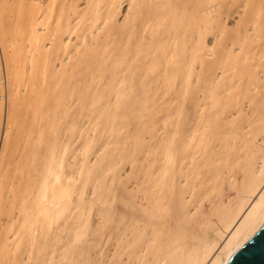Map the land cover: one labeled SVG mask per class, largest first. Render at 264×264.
Returning <instances> with one entry per match:
<instances>
[{
    "label": "bare ground",
    "instance_id": "obj_1",
    "mask_svg": "<svg viewBox=\"0 0 264 264\" xmlns=\"http://www.w3.org/2000/svg\"><path fill=\"white\" fill-rule=\"evenodd\" d=\"M84 1H86V7L80 9L78 3H81V0H10V3L0 0V41L6 45L7 42H9L8 38H10V45L8 46H11V48L15 47V50L12 49V52L22 53L24 58V73L23 75L21 74L22 78L20 84L27 90H30L29 92L27 91L28 93L26 92L27 94L23 97V102L19 103L31 109L34 114L32 117V125L30 124L28 129H26V131L28 130L30 133L29 143L27 145V147L29 146V150L27 149L28 151L23 154V156L20 155L22 156L20 158L26 161V173H22L20 178V181L23 179L24 184H22V188H19L16 193L18 199L12 198L11 202H16V205L14 209H12L13 211L10 212L7 222L0 219L1 222L10 225L8 234H5V238L0 240V264H229L235 252L248 244L264 226V115L260 118V121L258 120L259 122L257 121L260 125V122H262L263 126L256 133L242 134L240 132L241 134H238L240 138L238 136L239 139H236L237 141L233 140L232 143L226 139L227 137H221V140H227L224 142L225 146L221 147L222 152L218 154L224 155V157L219 160L220 162L222 161L221 164L215 160L218 156H214V154H216V142H221V140L218 139L220 132L215 131V128L218 130L216 127L218 124L217 116L225 113L223 111L227 103L221 102L222 97H224L225 100L227 98L232 100L231 96L235 94V90L237 94H235L234 97H239L242 100L248 97L250 101L252 100L249 103L251 106L253 102L255 103L256 97L263 94L260 96H263V101L261 98L263 104L261 103V105H264V92H261L264 90V63H261L264 59V54L258 55L255 53V56H250L248 52L251 51V49L248 50L247 47H245L247 45L244 43L250 35L255 39V42L257 38L259 39V36L260 38L264 36L261 32V30L264 32V28H261V30L258 29L264 27V0ZM124 2H129L128 5L126 3L128 9L123 13V17L125 15L123 24L121 22V25L119 22V25L117 16L120 15L118 13L122 5L125 4ZM237 14L240 16L243 15L244 17L240 18ZM235 15L240 19H238V23L236 20V24L233 23L235 25H231L233 27L231 28L229 26L231 23L228 25L227 22L228 19ZM173 19H175V24L171 25ZM226 24L228 27L235 30H231L234 34L231 33L229 37H227L229 32L226 30ZM151 26L150 34L145 35V31ZM209 32H214L215 36L218 38H222L223 35L227 34L225 37L228 39H226L225 43L223 42V50L221 48L220 51H217L219 53L221 52L218 59L215 57L216 55H214V58L218 60L216 62L214 59L213 63H216L214 65L215 68H207L208 71L206 72L207 74L205 75L206 78L204 81L205 103L202 101L197 102L198 104L200 102L204 104V107H199V110L202 108L205 109L206 107L209 108V113H205L207 116L202 117L203 121H199L200 119L198 120V118H196L198 120L195 122L196 127L194 126V132H191L192 135H194L202 131L199 137L195 134V136L198 137L196 140L197 142H195V155L199 157L192 158L194 168H190L191 171L193 169L196 177L199 176L201 178L200 181L197 184H195L194 180L192 181L193 183L190 181L192 186L189 189L181 188L182 183L181 187L178 185L180 184L179 182H181L180 179L185 176V174L182 173V177L179 179L180 167L184 165L183 161L187 163L185 161L188 160V158L186 159L183 155L181 157L179 154L180 142L182 141V130L176 125V119H173L175 123H171L170 121L172 117L171 107H169L171 114L168 115L167 120H169L171 124H168V126L172 127L174 123V129H166L168 127L166 126L167 124H165V127L163 126L165 131L163 134L164 138L162 139L163 145L155 147V141L152 139L156 151L151 152V150H147L144 153L145 155L141 159V165L137 174L132 178L130 177L131 174H129L130 178L126 183V187L124 186L126 180L124 179L125 182L123 180L121 182L119 178L122 176L121 174H119L120 176L118 178L115 176H108V178L106 176L107 179L103 180L106 171L116 166L117 163L115 160L118 158L116 154H121V152L117 151L118 153H114L111 150L112 156L110 157H113V159L116 157V159L108 163L110 164L109 167L106 165L107 169L105 167L103 168V170L106 169L105 173L98 169L100 167L94 168L97 169V171L99 170L100 175H96L95 171L93 173L94 169L90 170L91 167L87 168L92 163H88V161L87 163L89 165L86 167V170L84 169L85 157L94 155L92 154L94 152H90V149H87V152L91 154L88 153L87 156H81L83 154L82 152L86 149V145L89 143L88 146L90 147L87 148H91L92 143H94L92 139H90L91 141L88 143L85 141L87 144L84 142V140H89L91 137L89 136L90 134L88 135L89 138L84 139V143L80 144L85 149L83 148V151H80V148L77 149L82 153L80 154L82 160L79 159V167L76 165L74 166L76 167V171H78V175L76 176L73 165L77 163L76 161L78 159L77 157L74 158V155L80 152L76 150L75 154V151H72L74 150L72 148L74 140L79 136L76 131V127L78 128L79 124L75 126L72 120L77 115H74V117L72 112H70L72 107L73 110H75L74 103L78 100L81 105L78 110L80 109L84 112L88 110L86 107L91 108L92 106L94 108L95 105V109H97L96 106L99 105L98 103H102L100 104V106H103L102 109L97 110L103 111V113L105 109L106 111L107 109L110 110H108V113H104L106 117L104 118V116H102L103 120L106 118L110 119V117L113 119L117 117L119 119V116L123 120H127L129 118L127 116L131 115H134L133 118H136L135 114L144 111L145 109L143 110V108L145 106L151 105L150 102V104L144 107L141 106L142 109L136 106L137 104L139 105L138 102L140 98L141 100L145 99V101L149 103V97L147 100L146 96H144L145 98L143 97V95H147L144 93L145 90L141 89L144 93L142 98L136 88L138 84L135 85V81H137L136 75L142 74V76L140 75L142 79H140L143 80L144 78L145 82L152 86L157 83L158 80L162 79L163 76L165 77V75H167L166 81L168 86L173 88V85L178 81L185 87L184 84L188 83L189 77H192L190 73L193 64L196 65L195 62L198 63L200 60L199 64L202 67L200 57L204 50L203 41L208 40L205 38ZM146 33L148 32L146 31ZM260 33L262 35H260ZM139 36L141 37L140 40L145 39V42L140 41ZM221 38L219 40H221ZM263 39L264 37H262V40L258 41H264ZM182 40L186 44H183ZM215 40L220 43L218 39L215 38ZM206 41L204 42L207 43ZM222 41L223 38L221 42ZM247 42L250 44L251 41ZM218 43L216 44L219 45ZM179 44L182 46L184 45L183 47H185V49L183 52V48H181ZM249 44V47L253 45ZM159 45L160 47L162 45L161 49H157ZM8 46L6 45L5 47ZM219 46H221V43ZM230 46L238 47L239 53L233 51L234 47L231 50ZM217 48L220 49V47ZM206 50L205 47V51ZM263 50L262 53L264 52ZM186 51H189V53ZM184 52L187 53L184 59L188 58L189 66L187 63V65H183V68L188 66L190 70L187 67L186 70H189V73L186 71L188 75L185 76L187 73L185 75L183 74L184 78H181L176 69L180 64H178V66H176V64L183 61L181 58H183L184 55L181 53L185 54ZM142 53L146 55L142 56ZM205 54L206 53L203 55ZM208 59L211 60V57H208ZM251 60L257 61V64L255 63V65H253L254 62H251ZM184 61L186 62V60ZM209 63L211 64L210 61ZM211 65L210 67H212ZM256 66L263 68V71L258 69L262 72H256ZM252 67L255 71L252 70ZM181 69L182 67L178 70ZM21 70L22 69H20V71ZM160 70L163 71L161 75L157 74ZM182 70L185 71V69ZM216 70H221L225 77L227 76L226 73L230 71L235 72L237 70L238 72L234 74L232 72L233 75L228 73L230 76H227V84H224V81L222 82L223 84H221V82L219 84L218 80L215 78L219 84L218 86L215 82L212 84L215 75H218L215 74L213 77L214 71ZM141 71H144V75ZM215 73H218V71ZM222 73H219L220 76ZM199 78H197V80ZM219 80H222L221 77H219ZM159 82L157 84H159ZM240 83L244 85L247 84V87L246 85L245 87L242 85L246 89H242ZM144 84L149 86L146 83ZM159 85V89H161L162 84ZM152 86H150L151 88L149 91L153 88ZM144 88L145 87H143V89ZM146 88L148 89V87ZM194 88H197L196 85ZM256 89L259 92L257 94V91H254ZM231 90H234L232 91L234 93H231V96H229ZM248 91L250 92L248 93ZM178 92L177 87V95ZM185 92L186 91H184V93ZM198 93L202 94V91ZM164 94L161 93V96ZM181 95H184L183 92ZM166 96L165 98L167 100L168 96ZM194 96L197 95L194 93L192 97L194 98ZM160 98L162 99V97ZM165 98L162 100H165ZM169 98L173 99L174 96ZM214 98H218L221 102L219 106H217L218 104L214 101ZM158 99H156V104L154 102L155 100L152 102L154 106L157 105ZM141 100L140 105L141 102H145ZM175 100L177 102V99ZM190 100L192 102L193 99ZM215 100L218 101L217 99ZM256 100H260V98ZM232 101L235 102L234 100ZM136 102L137 104L134 105ZM233 102L231 103L233 104ZM165 103L167 102L165 101ZM170 103H172L171 100ZM174 103L175 102L172 104L174 105ZM189 104L190 102H188V105ZM237 104L236 106H238ZM108 105L109 108H107ZM158 105H162V103H158ZM164 105L163 109L166 107ZM234 105L235 103L233 106ZM193 106L192 110L194 111L195 109ZM220 106L223 107L219 111L217 107ZM84 108L86 109L83 110ZM153 108L155 109V107ZM236 108L239 109L240 107H235V109ZM257 108L259 109V106ZM174 109L175 108H173V111ZM262 109H259V111H262ZM97 110H95V112ZM244 110L245 107L241 116L245 115L244 112L246 111ZM88 111H90V109ZM162 111L163 110H161V112ZM202 111L204 113L207 109ZM74 112L76 114V111H73V113ZM101 112H98V116L99 114L100 116L102 115ZM165 112H168V110H165ZM174 112H177V110ZM231 112H229L230 115ZM262 112L264 113V111ZM77 113H79V118L77 117L78 120H75L77 122L81 121V115H85V120L87 113L89 114V112L80 114V111ZM91 113L92 112H90V114ZM164 113L162 112L161 114ZM192 113H189L190 116H194ZM94 114L97 115V113ZM167 114L165 113V116ZM235 114H237V117L240 116H238V112ZM151 115L152 112L150 116ZM153 115H155V111ZM177 115L176 113V116ZM146 116L148 118V112ZM146 116L144 117L146 118ZM165 116L162 117L164 121L158 116V118L155 117L153 120L161 119L162 122H165ZM228 116L227 118L224 116V120H228ZM232 116H234V113H232ZM232 116L229 118H233ZM246 116L248 117V115ZM88 117L87 119H89ZM194 117H191V119ZM221 117L224 118L223 116ZM145 118L141 117V120L143 121ZM81 119L83 121L82 116ZM188 119H190V117ZM36 120L38 121L36 125L38 129L36 130V134L34 133V138H32L31 134L34 135L33 124ZM116 120L115 122L113 121L114 123L118 122L116 123L115 129L119 127L120 129L117 128L116 130H122V132L125 133L126 130L123 131V129H129L130 122L127 124L119 122L120 120ZM135 120L133 121L135 122ZM149 120H151V118ZM149 120L147 123L150 122ZM242 120L244 121V119ZM93 121L90 123L93 124ZM105 121L107 122V119ZM184 121L187 120L185 119ZM162 122L159 121L158 123L161 124ZM189 122L191 121L189 120ZM98 123L100 122L98 121ZM110 123L112 124V122H109V124ZM143 123L145 122L143 121ZM182 123L184 122L182 121ZM92 124L89 125L91 129L95 127V125L92 126ZM109 124V127H113L114 125L110 124V126ZM155 124L157 123L155 122ZM160 124H157V126ZM99 125L102 124H97V129ZM103 125L101 127H104ZM184 125L185 124H183V126ZM252 125L251 128L254 126ZM147 126L149 127L150 125L148 124ZM154 126H152L153 130ZM189 126L190 125H188V127ZM244 126L245 125H243V127ZM190 127L192 128L193 126L191 125ZM246 127L248 132L249 126ZM22 128L23 127H21V130ZM152 128L151 131H153ZM187 128L185 130L186 133L190 130ZM86 129H88V126ZM95 129L94 131H97ZM100 129L102 130V128L99 127L98 130ZM107 130L106 133H109ZM85 131L86 130H84V132ZM160 131L163 130H159L158 133ZM129 132L126 133L127 136ZM155 132L157 133V131ZM119 133L120 132L115 135L119 137ZM131 133L132 131L130 135ZM139 133L143 134V131ZM231 133L229 136L233 138V131ZM67 134L69 135L67 136ZM189 134L187 135L188 137ZM222 134L224 133L222 132ZM80 135L84 137L83 134ZM115 135L113 136L116 138L114 147L120 146V144L118 145L119 142L123 143L125 146V144L130 141L131 143L129 142L128 145H133V141L130 140V138L128 139L126 136L123 137L120 134L123 141L121 142L117 141L118 137ZM155 135L158 136L154 134V137ZM192 135L191 137H193ZM3 136V140L5 141L7 137L6 133ZM142 136L145 137L146 135ZM142 136L140 138L137 136L136 139L146 141L147 139H144V137L142 138ZM224 136H226V134H224ZM248 136L251 137L249 140L247 139ZM260 136L261 139L259 140ZM79 137V141L77 140L78 144L81 142V137ZM191 137H189L190 139L188 138V140L193 141ZM123 138L125 140H123ZM9 139H11L10 136ZM156 139L157 138H155V140ZM185 139H187V137H185ZM188 140L185 141L187 142ZM9 141H7V144ZM139 141L137 143H139ZM148 141L150 142L149 138ZM236 142L237 144H234ZM40 143H44L46 146L50 145L51 151L49 153H43V150L40 151ZM97 143L99 144V142ZM187 143L188 147H193L190 141ZM187 143L183 144L187 146ZM189 143L191 144L190 146ZM141 144H143V141ZM93 145L95 148V144ZM128 145L126 144L127 150ZM134 145H136V143ZM105 146L106 148L113 147V145L108 146L107 144ZM120 147H122L120 148L121 151L123 149L124 151L126 150L123 146ZM113 149H115L116 152L117 149L119 150V147ZM139 152L141 153L140 150ZM72 153L74 157H71V159H75L73 161L74 164L68 166V157L71 156ZM152 153L155 154L152 161L156 162L155 160H157L158 164L149 167V161L147 163L148 165L146 161L149 158L148 156L154 155ZM103 154H105V152H103ZM107 154H105L106 158L108 156ZM102 155L100 156L102 157ZM137 155L143 156V154L140 155L139 153H137ZM220 157L221 156H219V158ZM136 160H138V158ZM100 161H102V158ZM214 161L215 163L218 162L219 165L216 164L213 166ZM106 162L108 161L106 160ZM119 162H121V157ZM153 162L151 163L153 164ZM96 163L98 164V162ZM138 164L135 165L137 166ZM133 165L131 167L134 170L136 167L133 168ZM189 165H191V163ZM69 169L72 171L70 172ZM190 170L187 168V175L191 172ZM116 171L119 170L116 169ZM182 171L185 173L183 168ZM193 171L190 173L191 175L194 173ZM113 172H115V170ZM81 176H83L84 180H82ZM189 176L186 177L187 181L189 179L192 180L191 177H194ZM80 177L82 181L78 180ZM126 178H128V176ZM183 178V183L186 184V180ZM120 185L125 187V189L122 188L125 192L119 190ZM9 186L10 185H7L6 188H9ZM126 188L131 191L127 192ZM188 190L192 192L194 198L193 200L189 198V200L185 201L184 194L187 191L186 195H188ZM196 190H198L197 195L195 194ZM89 191H92L91 199L89 198ZM189 196L191 197V195ZM86 199L90 200L87 201ZM190 207L194 208V210H188ZM76 211H80V213H76ZM1 218H3V215ZM15 227L17 229H15L16 231L14 232L13 229ZM64 233H66L65 237L63 236ZM17 235L18 238L15 239L14 236Z\"/></svg>",
    "mask_w": 264,
    "mask_h": 264
},
{
    "label": "rangeland",
    "instance_id": "obj_2",
    "mask_svg": "<svg viewBox=\"0 0 264 264\" xmlns=\"http://www.w3.org/2000/svg\"><path fill=\"white\" fill-rule=\"evenodd\" d=\"M2 2H6V1H8L9 3H10V0H1ZM125 1H127V0H125ZM86 1H84V0H81V3L79 2L78 4V6H79V8L80 9H84L85 7H86V3H85ZM125 3V2H124ZM127 3V5L129 4V2H126ZM126 3L124 4V5H122V10L120 9V11H121V13H120V11H119V13L118 14H120V15H118L117 16V20H118V24H119V22H120V24H121V22H122V24H123V22H124V19H125V15H124V17H123V13H124V11L126 12V10L128 9L127 8V5H126ZM119 10V9H118ZM236 16V15H235ZM232 17V18H230V19H228V22H227V24L229 25L230 23V27L231 28H233L231 25H235L236 23H235V21L238 23V19H240L241 17H244L243 15H238L237 14V16H239V17ZM236 18V19H235ZM233 19V20H232ZM226 23V22H225ZM233 23H235V24H233ZM119 24V25H120ZM121 24V25H122ZM175 24V19H173L172 21H171V25H174ZM225 25L226 26V30H227V32H229V34L227 35V34H225V35H223L222 36V38H223V41L221 42V40H222V38H221V40H219L220 38H218L217 36H215V33L214 32H209L208 34H207V37L205 38V39H208L207 41L206 40H204V41H206L207 43H205L204 41H203V44H204V50H203V54L204 53H206L205 55H203L202 53V55H201V57H200V59H201V62H202V67H201V65L199 64V61H198V63L197 62H195L196 63V65H194L193 64V68L191 69V73H190V76L192 75V77H189V80H188V83H185L184 85H185V87L183 86V84L181 83V82H176L175 83V85H173V88H174V86H175V88H174V93H173V88L172 87H170V86H168L167 85V81H166V77H167V75H165V77L163 76V78L162 79H160V80H158V82H159V84H162V86H163V88H162V86H161V89H159V87H160V85L159 84H157V83H155V84H153V86L152 85H149V83H147V82H145V80H144V78H143V80H141L142 79V74H138V75H136V79H137V81H135V85H136V88H137V90L139 91V94H141V97H142V95L145 93V94H147V95H143V97L144 96H146V100H147V98L149 97V103H148V101H145V99H143V100H141V98H140V100L141 101H145L144 103L143 102H141V105H140V100H139V105L137 104V102L136 103H134V105H136V106H138L140 109H142V107H144L145 105H147V104H150V102H151V105H147V106H145L144 108H143V110L144 111H139L140 113H137V114H135L136 115V118L134 117L133 118V116L131 115V116H127V117H129L127 120L126 119H122L120 116H119V119L116 117V119H113V118H111L110 117V119H111V121H110V119L109 118H106L107 119V122L105 121L106 119H104L103 120V117L102 116H104V118L106 117V114H104L105 112H107L108 113V110L109 109H107V111H106V109L104 110V113H103V111L101 112V111H99L100 109H102V107L103 106H100V104H102V103H98L99 105H97V103H96V107H97V109H99V110H97V109H95V105H94V108L91 106V108L90 107H86L88 110L90 109V111H86L85 109L86 108H84L83 110H85V112L87 113V112H89V114L87 113V115H86V119H87V117L89 118V119H85L84 120V116L83 115H81L82 116V118H83V121H82V119H81V116H80V120L82 121H75V120H78L77 119V117H78V114L79 113H77V112H81L80 114H84L85 112L84 111H82V110H78V108L79 107H81V105L79 104V102H78V100L74 103V107H75V110H73V107H72V109H71V111L70 112H72V114H73V116L74 115H77L75 118H73V116H72V120H73V123L75 124V126H77L78 124H79V126H78V128L76 127V131H77V133H78V135L81 137H79V136H77V138H75V140H74V145L73 146H75V147H73L72 146V148L74 149V150H72V151H75V154H76V150L77 149H79L80 148V151L82 150L83 151V146L82 145H80V144H82V143H84L85 141L88 143V142H90L91 140L90 139H92V142L94 141V143H92V149L91 148H87V147H90V146H88V144L85 142V144H87L86 145V149H85V151H83L82 153L80 152V151H78L77 150V152H80V153H77L79 156H80V154H82L81 156H83V155H88V153L89 154H91L90 152H94V153H92V154H94V155H91V157H89V156H87V157H85V170L87 169V168H89V167H91L90 168V170H93L94 168H97V167H100V168H98L99 170H101V172H104L105 173V170L107 169L106 167V165H108V167H109V165L110 164H108V163H111L113 160H115L116 159V157H114L115 159H113V157H110V156H112V152H111V150L114 152V153H118V152H121V154H116L117 155V161H118V159H119V161H120V157H121V162H117L116 160H115V162L117 163L116 164V166H113V167H110V168H113V169H109V171H106V174H104V177H103V180L104 179H107V177L109 176V177H113V176H115V177H119L120 175L119 174H121L122 176L121 177H119L120 178V180H121V182H122V180L125 182V180H126V182L124 183V186L126 187V183L129 181V178L131 177H133V176H135L136 174H137V171H138V169H139V167H140V163H141V159H142V157H144V153L148 150H151V152L152 151H156L155 150V147L156 146H158V145H163V141H162V139L164 138V133H165V131H164V127H165V124H167L166 126H168V124L169 125H171L170 124V121H171V123L172 122H174V120L176 119V125H178L180 128H181V130H182V136H181V142H180V150H179V154L181 155V157H182V155L183 156H185L186 157V159L188 158V160H186L185 162H187V163H184V161H183V164L186 166H181L180 167V170H179V173H180V177H179V179L182 177V173L183 174H185V176H184V178L183 179H185L186 180V177L187 176H194V177H191L192 178V180H186L185 182H186V184L185 183H183L184 182V180H182V178L180 179V181L181 182H179L180 184H178L179 185V187H181V183H182V187L181 188H186V189H189V188H191V186H192V181L194 180V182H195V184H197L199 181H200V177L199 176H197L196 177V174H195V172L193 171V169H192V171L194 172L192 175L190 174V173H192V171L190 170V168H194V165H193V163H192V158H198L199 156H197V155H195V151H196V148H195V146H196V143L195 142H197L196 140L198 139V137L201 135V133H202V131H200V132H198V133H195L197 136H195V134L194 135H192V133L191 132H194L193 130L195 129V122H197L199 119V121H203V118L202 117H206L207 116V114L209 113L208 111V109L209 108H206L205 107V109L204 108H202V109H200L199 110V107H202L204 104L203 103H197V102H199V101H202V102H204L205 103V98H204V95H205V85H204V81H205V75L207 74L206 72L208 71V69H213V68H215V64L213 63L214 62V55H216L215 57H217V59H218V57H219V55H221L219 52H217L218 50L220 51L221 50V48L223 47L222 45L226 42V39H228L227 37H229L230 36V34L232 33V31L231 30H233V29H231L230 27H228V25ZM261 24H263V23H261ZM152 25H154V24H152ZM262 26V25H261ZM263 26H264V24H263ZM150 28H152V26L151 27H149V28H147V32L148 33H146V31H145V35H148V34H150ZM261 28H264V27H260V28H258V29H260L261 30ZM231 31H229V30ZM235 29V28H234ZM257 29V30H258ZM233 31H235V30H233ZM260 32V31H259ZM261 32L263 33V35H264V32L261 30ZM214 33V34H213ZM211 34H212V36H211ZM232 34H234V32L232 33ZM227 35V37H225ZM260 35H262L261 33H260ZM215 36V37H214ZM8 37H10V36H8ZM213 37V38H212ZM262 37H264V36H262ZM262 37L260 38V36H259V39L257 38V40H256V42H255V39L254 38H252L251 37V35H250V37L248 36L247 37V39H246V41L244 42L247 46H245V47H247V49L248 50H250L251 49V51H249L248 53H250V56H255V53H257L258 55H260V54H264V52L262 53V50L264 49V41H261L262 42V44H261V42H259L258 40H262ZM140 36H139V40H140ZM211 38V39H210ZM215 38L216 39H218L219 40V42L221 43V46H219L220 45V43H218V42H216L217 40H215ZM252 38V39H251ZM253 39H254V41H253ZM264 40V39H263ZM8 41L9 42H7V46L8 45H10V38H8ZM140 41H142V42H145V39L143 40H140ZM147 41V40H146ZM247 41H251L250 42V44L247 42ZM141 42V43H142ZM182 42H183V40H182ZM214 42V43H213ZM224 42V43H223ZM247 42V43H246ZM259 42V43H258ZM185 42H183V44H184ZM193 43V42H192ZM192 43H190V44H192ZM213 43V44H212ZM216 43H218L219 45H217ZM258 43V44H257ZM182 44V43H181ZM181 44H179V45H181ZM186 44V43H185ZM210 44V45H209ZM211 44H212V46H211ZM215 44V45H214ZM229 44V43H228ZM248 44L249 45H251V44H255L254 46L252 45V46H248ZM5 44H3L1 41H0V175H1V179H0V216L2 217V215H3V218H1L0 217V219L1 220H5V222H7V220L9 219V216H10V212L11 211H13L12 209H14V207H15V203L16 202H11L12 201V198L14 197L15 199L17 198L18 199V197H17V191H18V189L19 188H22V184H24L23 182V179L20 181V178H21V176H22V173L24 174V173H26V161H25V159H22V158H20V157H22L23 156V154H25L28 150H29V146L27 147V145H28V143H29V137H30V133H29V131L27 130L26 131V129H28V127H29V125L31 124L32 125V122H33V120H32V117H33V113H32V110L31 109H29V108H26V107H24V105L22 104H20V103H22L23 102V97L25 96V94H27L28 92H29V90L30 89H26L22 84H20V80H21V78H22V75H23V73H24V62H23V56H22V53H13L12 52V49L13 50H15V47H12L11 48V46L9 47H5L6 46ZM193 45V44H192ZM217 45V46H216ZM230 45V44H229ZM184 46V45H183ZM182 45H181V48H183L182 49V52H183V50L185 49V47H183ZM210 46V47H209ZM161 47H162V45H161ZM161 47H160V45L158 46V48L157 49H161ZM205 47H206V51H205ZM213 47H216V48H213ZM217 47H220V49L219 48H217ZM231 47V50H232V48L234 47V46H230ZM252 47H253V49H252ZM258 47V48H257ZM10 48V49H9ZM211 48H213V49H211ZM212 51H211V50ZM217 49V50H216ZM246 49V48H245ZM258 49V50H257ZM261 49V50H260ZM210 52H209V51ZM222 50H223V48H222ZM233 51L234 52H236V53H239L238 51H239V48L237 47H234V49H233ZM255 51V52H254ZM264 51V50H263ZM187 52V51H186ZM186 52H184L185 54H183V53H181L182 55H184L183 56V58H181L183 61L184 60H186V62L184 61V63H183V61H180V63H177L176 64V66H178V64H182L181 65V67H182V69H185V71H183L182 69V71L181 70H178V69H180L181 67H180V65L176 68L177 69V73H178V75L182 78L187 72L189 73V70H190V68L188 67L189 66V61L187 60V59H184V58H186V54L187 53H189V51L186 53ZM215 52V53H214ZM254 54H253V53ZM209 55H208V54ZM211 53V54H210ZM214 53V54H213ZM216 53H218V54H216ZM235 53V54H236ZM143 54V55H142ZM141 55L142 56H145L146 54H144V53H142ZM252 54V55H251ZM256 54V55H257ZM218 55V56H217ZM204 58H203V57ZM207 56V57H206ZM182 57V56H181ZM205 57H206V59H205ZM208 57L210 58L211 57V60L210 59H208ZM213 58V59H212ZM180 59V60H181ZM216 60V59H215ZM209 61L211 62V64L209 63ZM218 60H216V62H217ZM182 62V63H181ZM251 62H254L253 63V65H255V63L257 62V61H255V60H251ZM187 63H188V66H186V68L188 67V69L186 70V68H183V65L185 66V64L187 65ZM262 64L264 63V59L262 60V62H261ZM206 64V65H205ZM252 64V63H251ZM257 64V63H256ZM199 65H200V67H199ZM204 65V66H203ZM210 65L212 66V67H210ZM194 67H195V69H194ZM206 67V68H205ZM198 68H200V69H198ZM208 68V69H207ZM255 68V67H254ZM261 67H257L256 66V72H262L263 71V68H261ZM20 69H22L21 71H20ZM199 71H198V70ZM262 70V71H259V70ZM197 70V71H196ZM252 70H254L253 69V67H252ZM258 70V71H257ZM187 71V72H186ZM216 71H218V73H215ZM216 71H214V74H213V77H214V75L215 74H218V75H215V77H214V79H213V83L212 84H214V82L216 83V85H218L219 86V84H220V82H221V84H227L228 82V80H226L228 77V75L229 74H231V75H233L234 73H237L238 71L236 70L235 72H233V71H230V72H228V73H226V77H225V75H223V73H222V71L221 70H216ZM255 71V70H254ZM139 72V71H138ZM137 72V73H138ZM141 72H143V75H144V71H141ZM181 72V73H180ZM196 72V73H195ZM222 73V75H223V78H222V75L220 76V74L219 73ZM232 72H233V74H232ZM15 73H17V74H15ZM161 73L163 74V71H159L157 74H159V75H161ZM188 73L185 75V76H187L188 75ZM205 73V74H204ZM209 73V72H208ZM22 74V75H21ZM156 74V75H157ZM184 74V75H183ZM155 75V76H156ZM137 76H139V77H137ZM199 76H200V78H199ZM230 76V75H229ZM262 76V75H261ZM145 77V76H144ZM195 79H194V78ZM199 78V79H201V80H197V78ZM212 77V78H213ZM219 77H221V81L219 80ZM141 78V79H140ZM184 78V77H183ZM193 78V79H192ZM218 80V82H219V84L217 83V80ZM5 79V80H4ZM139 79V80H138ZM204 79V80H203ZM192 80V81H191ZM197 80V81H196ZM214 80H216V81H214ZM142 81H144V82H142ZM163 81V82H162ZM164 81H166V82H164ZM180 81V80H179ZM224 81V82H223ZM142 82V83H141ZM193 82V83H192ZM197 82V83H196ZM223 82V83H222ZM144 83H146V84H148L149 86H146ZM180 83V84H179ZM196 83V84H195ZM142 84H144V85H142ZM165 85V87H164V85ZM191 84V85H190ZM196 85V89L194 88L195 87V85ZM241 84V83H240ZM179 85V86H178ZM245 87V85H246V87H247V84H241L240 86L242 87V89H246V88H244L243 86ZM17 86V87H16ZM23 86V87H22ZM140 86V87H139ZM145 87L144 89H143V87ZM150 86H152L153 88L149 91V89L151 88ZM156 88H155V87ZM168 86V87H167ZM181 86H182V90H181ZM188 86V87H187ZM192 86H194V87H192ZM202 86H203V89H202ZM220 86H222V85H220ZM21 87V88H20ZM138 87H139V89H138ZM146 87H148V89L146 88ZM170 87V88H169ZM177 87H178V95L176 94V92H177ZM183 87H184V89H183ZM187 87V88H186ZM26 90H25V89ZM155 88V89H154ZM172 88V89H171ZM145 90V92L143 93V91L142 90ZM159 89V90H158ZM167 89V90H166ZM186 89V90H185ZM199 89V90H198ZM21 90V91H20ZM98 90H99V88H98ZM97 90V91H98ZM186 91L185 93H184V91ZM191 92H190V91ZM235 90V89H234ZM231 90V92H229V94L228 93H226L227 95H229V96H231V93H234L235 92V94H237V91L235 90ZM262 90V89H261ZM28 91V92H27ZM141 91V92H140ZM146 91H148V92H146ZM197 92V94H196V92ZM202 91V94L201 93H198V92H201ZM232 91H234V92H232ZM254 91H257V89L256 90H254ZM254 91H251V92H254ZM21 92V93H20ZM27 92V93H26ZM158 92V93H157ZM166 92H170L171 93V95L172 96H174V98L172 99V98H169V97H172L171 95H170V93H166ZM182 92H183V94L184 95H181L182 94ZM250 91H248V93H249ZM261 92H264V90L263 91H261ZM151 93V94H150ZM161 93H165L164 95L167 97V100H166V98H165V96L163 95V96H161ZM173 93V94H172ZM194 93H195V95H197V96H194V98L192 97L193 95H194ZM257 93H259L258 91L256 92V94ZM18 94V95H17ZM149 94V95H148ZM175 94H176V96H175ZM186 94V95H185ZM189 94V95H188ZM201 94V95H200ZM235 94H233L232 96H231V98H232V100H234L235 102H233L231 99H229V98H227L226 100L224 99V97H222V100H221V97H220V100H221V102H225V103H227L226 104V109H225V107H224V111L223 112H225L224 114H219V115H221V116H225L226 118H227V116L228 115H230L229 114V112H231V115L230 116H232V113H234V116H232L233 118H229L230 116H228V120L226 119V120H224L225 119V117L224 118H222L221 116H217L218 118L219 117H221V118H217V129L218 130H216V128H215V131H217V132H220L219 134V136H218V139L219 140H221V137H224V138H226L227 140H229V141H231V143H232V141L233 140H236V139H239L240 138V136L238 135L240 132L242 133V134H245V133H248V134H252V132H257V131H259L261 128H262V126H263V123L262 122H260L261 123V125L259 124V123H257V121L259 120L260 121V118H262L263 117V115H264V113L262 112V111H264V105H261V103H262V101H263V96H260V95H263V94H260L258 97H256V99H259L260 98V100H256L255 98V103L253 102V105L251 106V104L249 105V103L252 101H250L249 100V98L248 97H246V98H244L243 100L242 99H240L239 97H234V95ZM255 94V93H254ZM23 95V96H22ZM202 95H203V97H202ZM152 96V97H151ZM156 96H157V98H156ZM162 97V99H164L165 98V100H162L160 97ZM178 96V97H177ZM184 96V97H183ZM198 96H200V97H198ZM142 97V98H143ZM164 97V98H163ZM176 97V98H175ZM181 97V98H180ZM196 97H197V101H196ZM145 98V97H144ZM158 98H160V99H158ZM199 98H200V100H199ZM235 98H239L238 99V104H237V99H235ZM261 98H262V101H261ZM156 99H158L157 100V105H155L154 106V103L152 104V102L154 101L155 102V104H156ZM175 99H177V102H176V100ZM190 99H193L194 100V103H193V100H192V102H191V100L189 101ZM215 99H217L218 100V98H214V101L215 102H217V106H219L220 105V101L218 100V101H216ZM248 99V100H247ZM254 99H253V101H254ZM170 100L172 101V103L173 102H175L174 103V105H175V107H174V105L172 104V103H170ZM175 100V101H174ZM204 100V101H203ZM225 100V101H224ZM240 100V101H239ZM248 102H247V101ZM136 101V100H135ZM134 101V102H135ZM159 101V102H158ZM165 101L167 102V103H165ZM169 101V102H168ZM186 101H187V105H186ZM196 101V102H195ZM227 101V102H226ZM20 102V103H19ZM188 102H190V104L188 105ZM228 102H229V104H228ZM231 102H233V104L235 103V107H240L239 109H241V110H239V109H235V107L233 106V104L231 103ZM243 102V103H242ZM258 102V103H257ZM19 103V104H18ZM77 103V104H76ZM158 103H162V105H158ZM171 104V105H169V104ZM192 103H193V105L194 104H196L195 106H193L192 105ZM210 103H211V101H210ZM165 104V105H164ZM167 104V105H166ZM236 104L238 105V106H236ZM241 104V105H240ZM244 104H245V106H244ZM263 104V103H262ZM18 105H19V107H18ZM78 107H77V106ZM80 105V106H79ZM163 105L164 106H166V107H164V109H163ZM249 105V106H248ZM21 106V107H20ZM142 106V107H141ZM159 106V107H158ZM162 106V107H161ZM178 108H177V107ZM192 106L194 107V111L192 110L193 108H192ZM234 108H233V107ZM243 106V107H242ZM246 106H247V108H246ZM254 106V107H253ZM259 106V109L261 110L262 108V111H259V109L257 108ZM261 106V107H260ZM77 107V108H76ZM101 107V108H100ZM107 107V106H106ZM150 107V108H149ZM153 107H155V109L152 108ZM168 107V108H167ZM169 107H171L172 109H171V112H172V117L171 116H169V117H171V119H170V121L169 120H167V118H168V115L169 114H171V112H170V109H169ZM204 107V106H203ZM223 106H220V107H217L218 108V110L220 111L221 110V108H222ZM233 108V110H232V108ZM244 107H245V110L244 111H246L247 112V114H246V112H244L245 113V115H242L241 116V113H243L242 111H243V109H244ZM252 107H253V109L254 108H256V109H254V111H253V109H252ZM12 108V109H11ZM107 108H109V105H108V107ZM148 108V109H147ZM157 108V109H156ZM158 108H161V109H158ZM173 108H175L174 109V111H176L177 110V112H174L173 111ZM180 108V109H179ZM220 108V109H219ZM231 108V109H230ZM29 109V110H28ZM91 109H95V110H97L96 112H95V110H91ZM178 109H179V111H178ZM198 109V110H197ZM207 109V111H204V113H203V111L202 110H206ZM252 109V110H251ZM21 110V111H20ZM26 112H25V111ZM76 111V114H75V112L73 113V111ZM152 110V111H151ZM157 110V111H156ZM160 110V111H159ZM161 110H163L162 112L164 113L165 112V110L167 111L168 110V112H165L167 115L165 116V113L164 114H161L162 112H161ZM185 110H187V111H185ZM189 110V111H188ZM217 110V109H216ZM217 110V111H218ZM249 110H250V112H249ZM110 111V110H109ZM152 112V115H153V112L155 111V115H156V112H157V115L155 116V115H151L150 116V114H151V112ZM158 111H159V115H158ZM195 111H197V112H195ZM234 111H236V112H234ZM241 111V112H240ZM19 112V113H18ZM90 112H92L91 114H90ZM98 112H101V116H100V114H99V116H98ZM143 112V113H142ZM147 112H148V118H147V116H146V114H147ZM187 112V113H186ZM193 112V113H192ZM194 112H195V114H194ZM199 112V113H198ZM208 112V113H207ZM216 112V111H215ZM238 112V116L239 117H237V114H235V113H237ZM240 112V113H239ZM249 112V113H248ZM85 113V114H86ZM94 113H97V115L96 114H94ZM146 113V114H145ZM173 113H175V114H173ZM176 113L178 114L177 116H176ZM182 113V114H181ZM192 113V115L194 114V116H190V114ZM201 113V114H200ZM205 113H207L206 115H205ZM260 113V114H259ZM262 113V114H261ZM14 114V115H13ZM104 114V115H103ZM140 116H139V115ZM188 114V115H187ZM196 114H197V116H196ZM251 116H250V115ZM256 114V115H255ZM259 114V115H258ZM16 115H18V116H16ZM138 115V116H137ZM143 115V116H142ZM161 115V116H160ZM175 115V116H174ZM186 117H185V116ZM236 115V116H235ZM246 115H248V117L246 116ZM261 115V116H260ZM91 116V117H90ZM100 117V118H98V117ZM144 116H146V118L144 117ZM161 118L162 119V117L163 116H165L164 117V119H165V122H162V121H164L163 119H162V121H161V119H157V120H153V119H155V117L156 118ZM174 116V117H173ZM199 116V117H198ZM243 116H245V117H243ZM258 116V117H257ZM260 116V117H259ZM17 117V118H16ZM31 117V118H30ZM95 117V118H94ZM101 117H102V119H101ZM141 117L142 118H145V119H143V121L145 122V123H143V121L141 120ZM176 117V118H175ZM185 117V118H184ZM190 117V119H188ZM191 117H194V118H192L191 119ZM240 117H241V122H240ZM254 117V118H253ZM256 117V118H255ZM11 118V119H10ZM30 118V119H29ZM35 118V117H34ZM79 118V117H78ZM93 118H94V121H93ZM151 118V120H149ZM196 118H198V120L196 119ZM252 120H251V119ZM258 118V119H257ZM95 119H98V120H95ZM109 119V120H108ZM136 119V120H135ZM174 119V120H173ZM186 119L187 121H184V120ZM194 119H195V121H194ZM221 119H223V120H221ZM242 119H244V121L242 120ZM250 119V121L248 122V120ZM20 120V121H19ZM115 120L116 121H119V122H124V123H129L130 122V124H129V129H130V132L132 131V133H131V135H132V139H131V135H130V132H129V129H127V128H125V129H123V131H125V133H123L122 132V130L120 131V130H116L117 128L118 129H120L119 127H117L116 129H115V127H116V123H118V122H116V123H114L115 122ZM123 120V121H122ZM133 120H135V122H137V123H135ZM148 120L150 121L149 123H147L148 122ZM167 120V121H166ZM178 120V121H177ZM180 120V121H179ZM189 120L191 121V122H189ZM233 120V121H232ZM234 120H235V122H234ZM256 120V121H255ZM19 121V122H18ZM91 121H93L94 123L92 124V123H90ZM98 121L104 126V127H101L102 125H99V127L100 128H102V130L100 129V130H98L99 129V127H98V129H97V124H100V123H98ZM114 121V122H113ZM160 121V122H162L161 124L160 123H158V122ZM168 121H169V123H168ZM182 121L184 122V123H182ZM193 121H194V124H193ZM228 121H229V123H228ZM243 121V122H242ZM258 121V122H259ZM28 122V123H27ZM83 122H85V123H83ZM88 122V123H87ZM103 122V123H102ZM105 122V123H104ZM109 122H112V124H114L113 125V127H109L108 126V124H109ZM133 122H134V124H133ZM155 122L157 123V124H160L159 126H157V124H155ZM224 122V123H223ZM231 122V123H230ZM254 122V123H253ZM26 123V124H25ZM82 123V124H81ZM108 123V124H107ZM147 123V124H146ZM175 123V122H174ZM174 123H173V125H172V127L171 126H168L166 129H169V130H173L174 129ZM182 123V124H181ZM223 123V124H222ZM226 123V124H225ZM233 123H234V125H235V127H234V125H233ZM242 123V124H241ZM243 123H246V124H243ZM252 123H253V125H252ZM17 124V125H16ZM25 124V125H24ZM38 124V121L36 120V122L33 124V130H34V132H33V134L35 133L36 134V130L38 129L37 127H36V125ZM81 124V125H80ZM92 124V126L93 125H95V127H96V129H95V127L93 128V129H91V127L89 126V125H91ZM106 124H107V127H106ZM111 124V123H110ZM109 124V125H110ZM111 124V125H112ZM150 125L149 127H151L152 128V126H154V130H153V128H152V130L153 131H151V128H149L147 125ZM163 124V125H162ZM183 124H185L184 126H183ZM249 124V125H248ZM23 125V126H22ZM110 125V126H111ZM137 125H139V126H136ZM147 127H146V126ZM188 125H192L193 127L191 128L190 126V128L188 127ZM226 127H225V126ZM231 125V126H230ZM243 125H245L244 127H243ZM251 125L253 126L252 128H251ZM260 125V126H259ZM83 126V127H82ZM88 126V129H86V127ZM164 126V127H163ZM195 126V127H194ZM246 126H249V131L247 132V127ZM21 127H23L22 128V130H21ZM83 129H82V128ZM136 127V128H135ZM170 127V128H169ZM183 127H184V129H183ZM189 128L190 130H188L187 131V133H186V128ZM219 127V128H218ZM224 127V128H223ZM238 129H240V130H238ZM240 127V128H239ZM246 127V128H245ZM15 128H17V129H15ZM110 128V129H109ZM138 128V129H137ZM187 128V129H188ZM232 128H234V129H232ZM79 129H81V130H79ZM94 129L95 130H97V131H94ZM105 129V130H104ZM108 129V130H107ZM115 129V130H114ZM158 129V130H157ZM245 129V130H244ZM13 130V131H12ZM78 130H79V132H78ZM84 130H86L85 132H84ZM88 130H91V131H88ZM106 130L109 132V133H106ZM110 130V131H109ZM111 130H112V132L114 133V135L116 134L117 135V133L118 132H120L119 133V137L118 136H116V137H118L117 139V141H121V142H123L122 141V137L120 136V134L123 136V137H125L126 136V138H130V140H132L133 141V145L132 146H130V144L128 145V143L130 142H128L127 140V142L128 143H126L127 145H128V150H127V146H126V144H125V146H126V148H125V146L123 145V143H118V145L120 144V146H123V148H125L126 150L124 151V149L121 151L120 150V148H122V147H120V146H115L116 148L117 147H119V150L117 149L116 150V152H115V149H113V148H115L114 147V141H115V139L116 138H114L113 136V133L111 132ZM128 130V131H127ZM138 130V131H137ZM159 130H163V131H160L159 133H158V131ZM220 130H226V131H220ZM236 130V131H235ZM238 130V131H237ZM243 130V131H242ZM26 131V132H25ZM92 131H94V132H92ZM104 132L103 134H101V133H99V132ZM115 131V132H114ZM133 131H134V133H133ZM136 131H137V133H136ZM143 131V134H140L139 132H142ZM155 131H157V133L155 132ZM233 131V134H234V136H232L233 138H231V136H229V134L231 133ZM250 131H251V133H250ZM81 132V133H80ZM111 132V133H110ZM117 132V133H116ZM127 132H129L128 133V136L126 135V133ZM184 132V133H183ZM222 132L224 133V134H226V136H224V134H222ZM226 132V133H225ZM230 132V133H229ZM235 132V133H234ZM238 132V133H237ZM6 133V139H5V141L3 140L4 139V134ZM123 133V134H122ZM140 134V136H139V134ZM189 133H191V134H189ZM240 133V134H241ZM35 134L34 135H32L31 134V137L32 138H34V136H35ZM80 134H83V136L84 137H82V135H80ZM90 134V135H89ZM112 136H111V135ZM125 134V135H124ZM154 134H157L158 136H156L155 135V137H154ZM186 134V135H185ZM189 134V137H191V135L193 136V137H191V139L194 141H191V140H188V135ZM200 134V135H199ZM254 134V133H253ZM25 137H24V136ZM69 134H67V136H68ZM86 135H87V137H86ZM88 135L89 136H91L90 138L88 137ZM109 135V136H108ZM140 138L142 135H146L145 137L144 136H142V138L144 137V139H147L146 141H144V140H138V139H136L137 138V136ZM231 135H232V133H231ZM237 136V138H236V136ZM9 136H10V138L11 139H9ZM12 136H13V139H12ZM18 136V137H17ZM19 136H20V138H19ZM110 136H111V139H110ZM163 136V137H162ZM238 136H239V138H238ZM78 137L80 138V143L78 144ZM185 137H187V139H185ZM194 137H197V138H194ZM229 137V138H228ZM83 138V139H82ZM86 138H89V140L87 141V140H84V139H86ZM133 138H134V140H133ZM148 138H149V140H150V142L148 141ZM155 138H157L156 140H155ZM223 138V139H224ZM251 137L250 136H248V140L250 139ZM27 139V140H26ZM82 139V140H81ZM95 139V140H94ZM108 139V140H107ZM120 139V140H119ZM152 139H154V141H155V144H154V142L152 141ZM190 139V138H189ZM225 139V140H226ZM261 139V136H260V138H259V140ZM10 140V141H9ZM78 140V141H77ZM83 140H84V142H83ZM111 142H110V141ZM123 140H125L124 138H123ZM136 140V141H135ZM158 140V141H157ZM185 140H188V141H190V143L192 144V146L193 147H191L190 145V143H189V146L190 147H188V141L186 142ZM226 140V141H227ZM7 141H9V143L7 144ZM27 142V144H26V142ZM109 141V142H108ZM139 141V143H137ZM143 141V144H141V142ZM226 141H223V140H221V142H216V154H214V156H218L215 160H217L218 162H220L219 160L220 159H222L223 157H224V155H218V154H220L221 152H222V149H221V147H224L225 145H224V142H226ZM237 141V140H236ZM5 142V143H4ZM97 142H99V144L97 143ZM116 142V141H115ZM145 142V143H144ZM187 143V146L185 145V144H183V143ZM262 142V141H261ZM3 143V144H2ZM78 144V146H77V144ZM90 143V144H91ZM97 143V144H96ZM112 143V144H111ZM131 143V142H130ZM136 143V145H134ZM159 143V144H158ZM24 144H25V146H24ZM41 144V146H39V148L41 149L40 151H42L43 153H49L50 151H51V147H50V145H47L46 146V144H42V143H40ZM76 144V145H75ZM85 144H84V146H85ZM93 144H95V148H94V145ZM108 145V146H111V145H113V147L111 146L110 148L109 147H107L106 148V146L105 145ZM117 144V143H116ZM115 144V145H116ZM219 144H221V145H219ZM226 144V143H225ZM234 144H237V142L236 143H234ZM20 145V146H19ZM143 145V146H142ZM154 145H155V147H154ZM183 145H184V147H183ZM45 146V147H44ZM77 146V147H76ZM81 146H82V148H81ZM152 146H153V148H152ZM218 146V147H217ZM105 147V148H104ZM138 147V148H137ZM143 147V148H142ZM182 147H183V149H182ZM188 147V148H187ZM220 147V148H219ZM22 148V149H21ZM44 148H46V149H44ZM130 148H132V149H130ZM191 148H192V150L194 151H192L191 150ZM28 149V150H27ZM90 151V152H87L88 150ZM105 149V150H104ZM45 150V151H44ZM104 150V151H103ZM109 150V151H108ZM131 150V151H130ZM133 150V151H132ZM137 150V151H136ZM139 150L141 151V153L139 152ZM118 151V152H117ZM136 151V152H135ZM144 151V152H143ZM185 151V152H184ZM87 152V153H86ZM103 152H105V154H107L108 156H107V158H106V156H105V154H103ZM107 152V153H106ZM190 152V153H189ZM42 153V154H43ZM98 153V154H97ZM113 153V154H114ZM137 153H139L140 155L141 154H143V156L141 155V156H139V155H137ZM76 154V155H77ZM96 154H97V156H96ZM103 154V155H102ZM130 154V155H129ZM152 154H154V153H152ZM16 155V156H15ZM20 155H22V156H20ZM76 155H74L73 156V153L71 154V156H69L68 157V161H69V164H68V166L71 164V166L74 164V160L75 159H71V157L73 158H76L77 157V163L76 164H74L73 165V168H75L74 170H75V172H76V176L78 175V171H76V167H74L75 165L76 166H80V164H79V162H80V160L79 159H81L82 160V158H81V156L79 157L78 155L76 156ZM100 155H102V157L100 156ZM115 155V156H116ZM122 155H124V156H122ZM126 155V156H125ZM135 156V157H133V156ZM149 155H151V154H149ZM137 156V157H136ZM140 158H139V157ZM155 156V154L152 156H148L149 158H148V160L146 161V164L148 163V161H149V167H151V165L152 166H155L154 164H158V161L157 160H155L156 162H153L152 161V159H153V157ZM192 156V157H191ZM196 156V157H195ZM219 156H221L220 158H219ZM122 157H123V159L125 158V157H127V158H125L124 159V161H123V159H122ZM130 157V158H129ZM6 158V159H5ZM101 158H102V161H100L101 160ZM134 158V159H133ZM138 158V160H136ZM18 159H19V161H18ZM87 159V160H86ZM100 159V160H99ZM104 159V160H103ZM109 159H111V160H109ZM151 159V160H150ZM189 159H190V161H189ZM214 159V158H213ZM2 160H3V162H2ZM72 160V161H71ZM97 160H99V161H97ZM106 160L108 161V162H106ZM133 160H134V162H133ZM136 160V161H135ZM201 160V159H200ZM4 161H6V162H4ZM87 161H88V163L90 162H92L91 163V165H89L88 163H87ZM123 161V162H122ZM127 161V162H126ZM132 161V162H131ZM139 162V164H138V162ZM9 162V163H8ZM13 162H14V164H13ZM71 162V163H70ZM96 162H98V164L100 165V164H102V165H98ZM151 162H153V164L151 163ZM218 162H216L215 163V161H214V164H213V166L214 165H216V164H218ZM222 162V161H221ZM221 162H220V164H221ZM21 163V164H20ZM87 163V164H86ZM103 163H104V165H103ZM122 163V164H121ZM124 163V164H123ZM134 165H133V164ZM191 163V165H189V164ZM9 164V165H8ZM120 166H119V165ZM135 164H138L137 166L135 165ZM147 164V165H148ZM159 164H160V162H159ZM189 165V167H188V165ZM4 165V166H3ZM89 165V166H88ZM96 165V166H95ZM134 166L133 168H135L136 167V169H132V167L131 166ZM219 165V164H218ZM78 166V167H79ZM88 166V167H87ZM93 166H95V167H93ZM103 166V167H102ZM121 166H123V167H121ZM192 166V167H191ZM25 167V168H24ZM87 167V168H86ZM106 168L105 170H103V168ZM118 167V168H117ZM157 167V166H156ZM121 168V169H120ZM182 168H183V170H185V173H184V171H182ZM187 168H188V170H190L191 172H189L188 174L189 175H187L186 173L188 172L187 171ZM77 169H79V168H77ZM116 169L117 170H119V171H116ZM123 169V170H122ZM5 170V171H4ZM99 170L97 171V169H94L93 170V173H94V171H95V174L96 175H100V172H99ZM115 170V172H113ZM136 170V171H135ZM15 171V172H14ZM69 171H70V169H69ZM72 171V170H71ZM70 171V172H71ZM131 171H133V172H131ZM187 171V172H186ZM92 172V171H91ZM68 173V172H67ZM92 173V174H93ZM109 173V174H108ZM113 173V174H112ZM118 173V174H117ZM128 173V174H127ZM112 174V175H111ZM129 174H131L130 175V177H129ZM94 175V174H93ZM92 175V176H93ZM118 175V176H117ZM187 175V176H186ZM107 176V177H106ZM128 176V178H126ZM189 176V177H190ZM14 177V178H13ZM82 177V180H84L83 179V176H81ZM81 177H80V179L78 178V180H80V181H82L81 180ZM108 177V178H109ZM198 177H199V179H198ZM13 178V179H12ZM122 178V179H121ZM194 178V179H193ZM196 178V179H195ZM125 179V180H124ZM128 179V180H127ZM14 180H15V182H14ZM79 181V182H80ZM192 183H191V182ZM189 182V183H188ZM123 183H122V185H123ZM184 184V185H183ZM7 185H10L9 186V188L7 187L6 188V186ZM122 185H120V191H122L123 189H125V187L124 186H122ZM123 188V189H122ZM11 189V190H10ZM103 190V189H102ZM101 190V191H102ZM100 191V192H101ZM126 191L128 192V191H131V190H128V188H126ZM90 192V193H89ZM88 193H89V198L91 199L92 198V191H89ZM103 192V191H102ZM122 192H125V190H123ZM196 193V195H197V192H198V190H196L195 191ZM2 194V195H1ZM187 194V191L185 192V201L186 200H189V198H191L192 200H193V194H192V192H190L189 190H188V195H186ZM13 195V196H12ZM189 195H191V197L189 196ZM90 199H86L87 201H89ZM191 199H190V201H191ZM3 202V203H2ZM194 210V208H192V207H190L188 210ZM191 210V211H192ZM76 213H80V211H76ZM5 222H1L0 221V240H2L3 238H5L4 236H6L7 234H8V230H9V228H10V225H7ZM15 229H17L16 227L13 229V231L15 232L16 230ZM1 233H2V235H1ZM6 234V235H5ZM63 236L65 237L66 236V233H64L63 234ZM14 238L15 239H17L18 238V235L17 236H14ZM222 244V243H221Z\"/></svg>",
    "mask_w": 264,
    "mask_h": 264
},
{
    "label": "water",
    "instance_id": "obj_3",
    "mask_svg": "<svg viewBox=\"0 0 264 264\" xmlns=\"http://www.w3.org/2000/svg\"><path fill=\"white\" fill-rule=\"evenodd\" d=\"M229 264H264V226L248 244L235 252Z\"/></svg>",
    "mask_w": 264,
    "mask_h": 264
}]
</instances>
